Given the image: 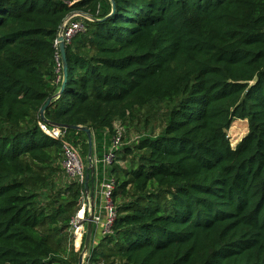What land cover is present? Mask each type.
<instances>
[{
    "label": "trees",
    "instance_id": "obj_1",
    "mask_svg": "<svg viewBox=\"0 0 264 264\" xmlns=\"http://www.w3.org/2000/svg\"><path fill=\"white\" fill-rule=\"evenodd\" d=\"M73 14L85 29L65 81L56 42ZM144 108L159 133L98 165L116 216L91 260L264 264V0H0V264H72L60 247L84 187L43 203L34 164L85 135L60 125L90 128L102 160ZM236 121L248 132L233 148Z\"/></svg>",
    "mask_w": 264,
    "mask_h": 264
},
{
    "label": "rangeland",
    "instance_id": "obj_2",
    "mask_svg": "<svg viewBox=\"0 0 264 264\" xmlns=\"http://www.w3.org/2000/svg\"><path fill=\"white\" fill-rule=\"evenodd\" d=\"M80 19H86L85 15L79 14L75 16ZM74 17V18H75ZM88 19V18H87ZM156 120L155 114L152 109L144 108L139 109L134 112V114L124 123L115 124V129L117 131V136L121 137L120 144L118 149L120 150L124 145H133L137 143L141 136L151 133L150 130L156 128ZM155 134L159 133V130L156 131ZM248 132V124L245 121H236L233 123L231 129L228 131V136L231 141V145L233 148L237 146V144L245 137ZM65 136V135H64ZM93 140V160L89 159V148L86 151V148L83 146L86 143L89 146V140L86 135L81 137L80 139L70 138V143L68 148H70L77 155L85 154L84 162L82 164V172L81 174L78 172V169L71 174L68 173L65 163H66V154L65 149L64 152L61 153L62 158L56 159L54 163L48 165H39L34 164V175L31 179L28 180V183L32 185L37 192L39 193L43 203H49L54 197L57 190L61 189L63 186L74 182L80 181L84 187L86 182V177L91 173L90 168L94 167V174L90 176L89 180V190L88 195L84 191V195L80 196L81 205H86L83 209L85 215V221L82 224L83 226V238L82 244L80 247H69V244L63 243L60 247L61 254L63 258L69 260L72 264H123L118 258H114V256H110L112 254H105L106 256L101 257L100 260L92 261L91 256H89L90 252H93V248L95 245L99 244L100 239L105 235L106 229L104 226H99L97 237L94 242L89 243L88 248L85 247L86 234H87V226H88V205L94 203V205H105V202L102 197V186L99 183V171H98V162L96 160L95 154V140L94 135L92 133ZM55 156V155H54ZM56 158V156H55ZM99 160V159H98ZM114 163V162H113ZM128 163H124L123 167H126ZM107 178V177H106ZM71 181V182H70ZM82 206L80 207V211L82 210ZM79 212V213H80ZM78 212H76L77 215ZM104 214L106 212L104 211ZM75 217V216H74ZM93 228V227H92ZM101 235V236H99ZM74 242V239H73ZM70 250V251H69ZM92 255V253H90Z\"/></svg>",
    "mask_w": 264,
    "mask_h": 264
},
{
    "label": "built area",
    "instance_id": "obj_3",
    "mask_svg": "<svg viewBox=\"0 0 264 264\" xmlns=\"http://www.w3.org/2000/svg\"><path fill=\"white\" fill-rule=\"evenodd\" d=\"M79 14H73L69 16L63 25V32L62 35L65 39V44L70 43L73 38H75L79 33L84 31V24L82 21L77 20L75 16H78ZM75 17V18H74ZM56 46L58 47V41L56 42ZM121 137L116 136L114 141L112 142L108 152L104 155L102 160H97L98 164H102L104 170L106 168L110 167L113 162L116 159V150H118V146L120 144ZM66 145L64 147L65 154H66V169L69 174L72 172H75L78 169V172L81 174L82 172V163L76 153H74L70 148ZM102 197L105 202V205H101L100 207L97 205H94V218H93V225L96 227V229L99 226H104L106 229L104 234L111 233V227L113 224V221L115 219L116 213L115 208L111 200L112 192L115 190L116 185L114 181L109 180L106 178V174L104 173V178L102 181ZM81 212L77 213V215L73 218L71 222V232L73 234V245L75 248L80 247L82 244V238H83V226L82 224L85 221V215L81 216V213L84 211L83 209L86 207V205H82ZM90 208V205H88ZM104 211L106 214H104ZM91 242H94L93 240ZM90 242V243H91ZM90 256V254H89Z\"/></svg>",
    "mask_w": 264,
    "mask_h": 264
},
{
    "label": "water",
    "instance_id": "obj_4",
    "mask_svg": "<svg viewBox=\"0 0 264 264\" xmlns=\"http://www.w3.org/2000/svg\"><path fill=\"white\" fill-rule=\"evenodd\" d=\"M63 32V27L60 31L59 37H58V49L60 50L61 53V58H62V63H63V71H64V77H65V81L67 80V60H66V52H65V39L64 36L62 35ZM50 105V101L48 102V104L43 107L40 111V115H41V119L43 122L48 123V121L45 119V111L48 108V106ZM63 129H69L72 131H76V132H83L89 140V159L90 161L93 160V140H92V132L90 130V128L88 127H81V126H73V127H65V126H57ZM91 173L87 175L86 177V182L84 185V191L85 193L88 195V190H89V180H90V176L94 174V167L90 168ZM88 211H90V214L88 216V226H87V234H86V241H85V247L88 248L89 243L91 241V237H92V227H93V218H94V203H92L90 205V208L88 209Z\"/></svg>",
    "mask_w": 264,
    "mask_h": 264
},
{
    "label": "crops",
    "instance_id": "obj_5",
    "mask_svg": "<svg viewBox=\"0 0 264 264\" xmlns=\"http://www.w3.org/2000/svg\"><path fill=\"white\" fill-rule=\"evenodd\" d=\"M96 207H97V205H96ZM88 216H89V214H88ZM87 218H88V217H87ZM97 232H98V229H96V227H95L94 229L92 228V233H93V235H92V236H93L92 240H93V241L96 240ZM99 236H101V235H99ZM92 240H91V241H92ZM91 241H90V242H91ZM89 254H90V253H89Z\"/></svg>",
    "mask_w": 264,
    "mask_h": 264
},
{
    "label": "bare ground",
    "instance_id": "obj_6",
    "mask_svg": "<svg viewBox=\"0 0 264 264\" xmlns=\"http://www.w3.org/2000/svg\"><path fill=\"white\" fill-rule=\"evenodd\" d=\"M83 215H84V212L81 213V216H83Z\"/></svg>",
    "mask_w": 264,
    "mask_h": 264
}]
</instances>
